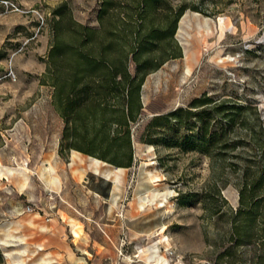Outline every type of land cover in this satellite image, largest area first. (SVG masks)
<instances>
[{
  "label": "rangeland",
  "instance_id": "rangeland-1",
  "mask_svg": "<svg viewBox=\"0 0 264 264\" xmlns=\"http://www.w3.org/2000/svg\"><path fill=\"white\" fill-rule=\"evenodd\" d=\"M167 1L203 12L185 11L174 35L182 56L145 78L135 161L116 168L60 153L65 123L47 75L56 26L72 38L56 9L99 28L102 0H0V264H264L263 240L232 238L241 167L264 154L252 145L264 142V0ZM198 98L214 102L192 107ZM224 101L237 113L223 156L169 144L222 130L225 115L209 108ZM178 108L207 111L147 132Z\"/></svg>",
  "mask_w": 264,
  "mask_h": 264
},
{
  "label": "trees",
  "instance_id": "trees-1",
  "mask_svg": "<svg viewBox=\"0 0 264 264\" xmlns=\"http://www.w3.org/2000/svg\"><path fill=\"white\" fill-rule=\"evenodd\" d=\"M65 9L63 4L55 13L62 20L67 17L72 38L66 41L61 37L58 22L47 72L54 103L65 123L60 153L77 150L118 167H131L135 161L133 125L143 110L145 78L169 59L182 56L174 38L178 21L188 9L203 10L188 4L173 10L167 0H102L101 25L91 28L73 21ZM213 102L198 98L192 107ZM225 105L226 101L209 108L225 115V128L212 131L207 125L201 132L174 134L169 144L182 151L200 149L214 159L223 156L229 145L226 128L236 123L237 113L226 111ZM201 109L185 112L178 108L156 115L147 132L171 124L182 128L207 111ZM260 136L253 137L252 145L261 146L264 153ZM151 137L145 140L156 143ZM241 170L240 206L233 215L232 238L236 244L264 241V154L247 160Z\"/></svg>",
  "mask_w": 264,
  "mask_h": 264
},
{
  "label": "water",
  "instance_id": "water-1",
  "mask_svg": "<svg viewBox=\"0 0 264 264\" xmlns=\"http://www.w3.org/2000/svg\"><path fill=\"white\" fill-rule=\"evenodd\" d=\"M181 45V44H180ZM103 162H105V161H103ZM116 168H119V167H116Z\"/></svg>",
  "mask_w": 264,
  "mask_h": 264
},
{
  "label": "crops",
  "instance_id": "crops-1",
  "mask_svg": "<svg viewBox=\"0 0 264 264\" xmlns=\"http://www.w3.org/2000/svg\"><path fill=\"white\" fill-rule=\"evenodd\" d=\"M99 179V178H98ZM98 179L96 181H98Z\"/></svg>",
  "mask_w": 264,
  "mask_h": 264
},
{
  "label": "bare ground",
  "instance_id": "bare-ground-1",
  "mask_svg": "<svg viewBox=\"0 0 264 264\" xmlns=\"http://www.w3.org/2000/svg\"><path fill=\"white\" fill-rule=\"evenodd\" d=\"M96 160V159H95Z\"/></svg>",
  "mask_w": 264,
  "mask_h": 264
}]
</instances>
